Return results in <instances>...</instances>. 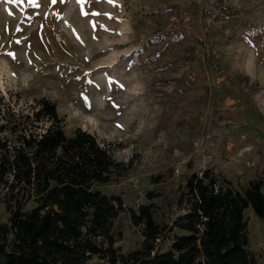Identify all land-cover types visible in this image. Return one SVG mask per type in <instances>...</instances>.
<instances>
[{"label": "rangeland", "instance_id": "rangeland-1", "mask_svg": "<svg viewBox=\"0 0 264 264\" xmlns=\"http://www.w3.org/2000/svg\"><path fill=\"white\" fill-rule=\"evenodd\" d=\"M0 93L18 109L51 100L67 135L81 128L131 160L98 188L169 223L190 173L237 189L264 179V0H0ZM244 216L264 264V226ZM114 229L121 253L140 247L127 212Z\"/></svg>", "mask_w": 264, "mask_h": 264}, {"label": "trees", "instance_id": "trees-1", "mask_svg": "<svg viewBox=\"0 0 264 264\" xmlns=\"http://www.w3.org/2000/svg\"><path fill=\"white\" fill-rule=\"evenodd\" d=\"M131 167L92 133L67 135L51 100L18 109L0 93V195L8 213L0 264H257L244 214L251 209L264 226V179L237 189L211 168L190 173L177 186L182 213L160 223L151 203L127 208L121 195L98 188ZM126 212L143 240L121 253L114 224Z\"/></svg>", "mask_w": 264, "mask_h": 264}, {"label": "snow or ice", "instance_id": "snow-or-ice-1", "mask_svg": "<svg viewBox=\"0 0 264 264\" xmlns=\"http://www.w3.org/2000/svg\"><path fill=\"white\" fill-rule=\"evenodd\" d=\"M109 2H112V0H109Z\"/></svg>", "mask_w": 264, "mask_h": 264}]
</instances>
